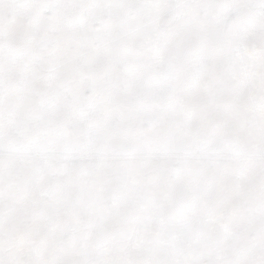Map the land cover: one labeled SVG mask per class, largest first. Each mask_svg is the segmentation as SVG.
Here are the masks:
<instances>
[{
    "label": "snow or ice",
    "instance_id": "1",
    "mask_svg": "<svg viewBox=\"0 0 264 264\" xmlns=\"http://www.w3.org/2000/svg\"><path fill=\"white\" fill-rule=\"evenodd\" d=\"M0 264H264V0H0Z\"/></svg>",
    "mask_w": 264,
    "mask_h": 264
}]
</instances>
